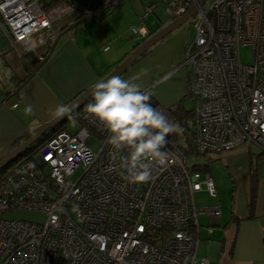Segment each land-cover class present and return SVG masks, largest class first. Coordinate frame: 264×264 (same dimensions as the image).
Instances as JSON below:
<instances>
[{
    "label": "built area",
    "instance_id": "2783aa9c",
    "mask_svg": "<svg viewBox=\"0 0 264 264\" xmlns=\"http://www.w3.org/2000/svg\"><path fill=\"white\" fill-rule=\"evenodd\" d=\"M94 3L0 0V56L22 57L41 48L40 63L57 40L58 23L113 12L123 0H104L98 8ZM193 5L195 38L181 64L190 68L193 128L185 127L184 118L180 122L187 146L202 161L190 164L170 134L167 166L153 164L154 179L148 183L127 182L120 160L128 150L113 160L106 142L110 134L85 108L76 132L53 134L4 175L0 264H211L198 257V216H209L212 227L221 210L196 205L195 193L205 190L216 198L217 190L211 176L194 167L208 164L210 154L241 148H255L264 157V0H212L206 9L197 0H174V9L165 13L171 22ZM130 33L142 42L153 35L144 23ZM243 47L252 49L251 63L242 62ZM151 104L178 123L169 109ZM6 105L0 100V108ZM17 107L16 101L9 106ZM91 135L101 142L98 151L86 144ZM16 213H38L45 220L6 218Z\"/></svg>",
    "mask_w": 264,
    "mask_h": 264
},
{
    "label": "crops",
    "instance_id": "0c3cea01",
    "mask_svg": "<svg viewBox=\"0 0 264 264\" xmlns=\"http://www.w3.org/2000/svg\"><path fill=\"white\" fill-rule=\"evenodd\" d=\"M126 9L117 13H126ZM111 14L112 12L100 10L90 18L76 20L70 17L58 23V30L67 26L68 30L58 35L38 70L34 69L38 66V57L44 54V49L39 48L22 57L13 53L0 56V72L9 71L6 93H11L16 78L29 77L17 91L10 95L5 93L6 99H0L7 103L0 108V161L22 144L26 135L57 116L58 106L65 108L75 97L94 86L95 82L108 76L133 51V48L129 51L130 44L127 41L119 44L121 35H114V30L110 29L111 18L108 16ZM169 22L168 19L165 24H161L157 31ZM183 29L179 28L171 33L165 41H161L138 60L148 64L132 66L128 70L129 74L124 76L127 71L121 77L128 79L138 75L140 79L137 83L141 84L142 89L150 91L158 85L166 72L170 74L179 69L188 44ZM125 32L127 33L126 30ZM125 32H122L123 36ZM110 39L116 47L112 53L110 48L104 51ZM142 68L149 69L147 75L141 73ZM178 81L183 82V87L185 85L189 94L190 76L179 77ZM180 95L181 91L177 93V98ZM15 101L18 102V107L10 109L9 106ZM151 101L167 106L169 110L176 106L175 101L166 100L157 94H152ZM28 105L32 106L31 113L26 110ZM221 160L232 183L230 205L224 210L220 208V218L212 227L209 225V216H198V257L208 259L211 264H264V157L255 148L249 147L213 156L210 161ZM251 191L255 196L252 214L248 208ZM197 206L218 205L211 202Z\"/></svg>",
    "mask_w": 264,
    "mask_h": 264
},
{
    "label": "clouds",
    "instance_id": "9594fccd",
    "mask_svg": "<svg viewBox=\"0 0 264 264\" xmlns=\"http://www.w3.org/2000/svg\"><path fill=\"white\" fill-rule=\"evenodd\" d=\"M147 75L149 69L142 68ZM138 75L124 79L113 75L94 83L92 102L86 111L104 125L110 134L107 144L112 146L113 160L119 152H128L120 160L122 175L130 183L143 184L154 179L153 164L167 166L170 153L165 151L172 133L182 134L184 129L168 119L151 104L152 93L142 89ZM27 112L33 111L27 106ZM64 113V106H58Z\"/></svg>",
    "mask_w": 264,
    "mask_h": 264
},
{
    "label": "rangeland",
    "instance_id": "374dc122",
    "mask_svg": "<svg viewBox=\"0 0 264 264\" xmlns=\"http://www.w3.org/2000/svg\"><path fill=\"white\" fill-rule=\"evenodd\" d=\"M103 2L104 0H95L94 7L95 8L99 7ZM123 2L124 3L122 7L120 5L119 8L115 9V11H113L112 14L108 16V18H111L109 27L111 30H114L115 32L114 35H116V33L117 35L119 34L121 35L118 41L119 44H122L123 42L126 41L127 43L130 44L129 51H131L136 44L142 42V40L140 41L138 39H135L131 35L130 33L131 28H139L141 26V23H144L145 27L148 30H151V32H155L157 31L158 27H160L161 24H165V22L168 21L169 19V16H167L165 13L166 9L168 7L174 9V0H123ZM148 2L150 4H148ZM211 2L212 0H205L203 2V8L206 9ZM153 3H157L156 6L154 7L153 13H150L148 16H145V12L148 10V6ZM123 8L125 9L127 8L126 13L119 15L117 12ZM180 28H184L183 29L184 35L188 43L187 44L188 47L194 41L195 28L192 25L191 20L186 25ZM125 30L127 31V33L125 32ZM122 32H125V36L122 35ZM130 36H132V38ZM106 46H108V49L109 48L111 49L110 51L111 53L116 48L115 44L112 42L111 39L110 41L107 42ZM240 56L243 63H251L253 61V53L250 47L241 48ZM182 59L184 60V56ZM146 64L148 63H140L138 61L133 66H143ZM129 72L130 71H128L124 76L128 75ZM8 73L9 71H7V73H4L3 71L0 72V99L5 98L4 97L6 93L5 91H8L6 90L8 83ZM167 73L168 72H166L164 76L159 80L158 85L151 88L150 92L152 94H157L160 97L162 96L166 100L175 101L174 104H176V106L170 109V111H172L175 117L177 118L178 120L177 124L183 127L180 121L183 119V116H185V118L183 119V124L185 125V127H188V129H192L193 128L192 112L194 107L193 99L188 95V90H186L185 85L183 87V82L178 81L179 77L189 78L190 68L180 65L179 69L171 71L170 74ZM179 91H181V95L177 98L176 95ZM183 98L184 100H182ZM151 103L153 102L151 101ZM158 105L162 106L161 104ZM162 107L166 109L168 108L167 106H162ZM78 126L79 123H78V118L76 116L70 119L67 125V130L70 132H76L78 130ZM180 140L182 144L184 145L187 144V141L185 139V132L180 134ZM86 144L93 151H98L101 142L95 135H91V137L87 140ZM187 155H188L189 163L192 165L201 162L203 159V158H196L195 156L189 153H187ZM213 156L216 155L210 154L207 156V159L212 160ZM222 163L223 160L208 162L207 173L211 176V178L214 181V185L217 190V197L214 199L210 198L205 190L195 193L194 201L196 205H206L208 203L213 202L217 204L222 210H224V208L230 205V200L232 196V185H231L232 183ZM80 172H81L80 169L77 170L76 173L71 177V180L72 181L75 180V178L80 174ZM6 218L16 219V220L23 219L25 221H30L33 223H42L45 220V216L38 213H16ZM202 238H203V234H202ZM199 254L201 255V247L199 250Z\"/></svg>",
    "mask_w": 264,
    "mask_h": 264
},
{
    "label": "water",
    "instance_id": "95a60500",
    "mask_svg": "<svg viewBox=\"0 0 264 264\" xmlns=\"http://www.w3.org/2000/svg\"><path fill=\"white\" fill-rule=\"evenodd\" d=\"M205 0H197V5L201 6ZM196 6L193 5L189 10L181 17L174 21L169 22L166 26L161 28L159 31L154 33L147 40L137 46L131 53H129L122 62L104 79H107L113 75L122 76L124 75L139 59H141L146 53L150 52L157 44L163 41L171 33L186 25L195 15ZM92 88L82 92L75 97L66 107L64 113H59L49 122L42 124L36 128L33 135L15 149L11 150L1 161H0V172L14 159L19 157L21 154L26 152L36 141H38L48 130L57 126L62 120L69 116L73 111L83 102L92 98Z\"/></svg>",
    "mask_w": 264,
    "mask_h": 264
},
{
    "label": "trees",
    "instance_id": "16d2710c",
    "mask_svg": "<svg viewBox=\"0 0 264 264\" xmlns=\"http://www.w3.org/2000/svg\"><path fill=\"white\" fill-rule=\"evenodd\" d=\"M68 30V26L67 27H64L60 32H59V35L60 34H63L65 31ZM154 34V33H152ZM144 42V41H143ZM142 43V42H141ZM141 43H138L136 44V46L133 47V50L139 46ZM51 49L47 52V54H45L44 56V60L47 58V56L49 55ZM149 53V52H148ZM147 54V53H146ZM145 54V55H146ZM144 55V56H145ZM143 56V57H144ZM126 57V56H125ZM124 57V58H125ZM140 60V59H139ZM43 62V61H42ZM42 62H40L38 64V66L34 69V70H38L41 65H42ZM29 77H26L24 79H19V78H16L15 82H14V85H13V90L11 91V93L13 91H17L18 88L23 85L26 80L28 79ZM14 81V78L12 79ZM11 93H6L7 95H10ZM189 95V94H188ZM185 98V96H184ZM184 98L182 100H184ZM92 102V98L86 100L85 102H83L82 104H80L74 111L73 113H71L69 116H67L64 120H62L57 126H55L54 128L48 130L38 141H36L26 152H24L23 154H21L19 157H17L16 159H14L11 163H9L1 172H0V188H1V184H2V181H3V178H4V175L11 169L13 168L17 163H19L21 160H24V159H28L29 157L32 156V154H34L53 134L59 132V131H63V130H67V125L70 121L71 118L73 117H76L78 118V115L86 108L87 104ZM176 110V109H175ZM172 112V111H171ZM173 113V112H172ZM183 118H185V116H183ZM185 132V131H183ZM33 135V132H31L30 134H28V136L26 135L25 137V140H28L31 136ZM173 135V139L175 142H177L181 147L182 149L187 153L191 154V155H194L193 151L191 150L190 146L187 144H182L181 143V140H180V134H176V133H172ZM18 144V143H17ZM18 147V146H17ZM194 170H197L199 172H207L208 170V164H203L201 166H196L194 167ZM254 200H255V196H254V192L251 191V194H250V198H249V202H248V208H249V213L252 214L253 212V208H254ZM250 219V218H248ZM234 220L235 221H238L236 217H234Z\"/></svg>",
    "mask_w": 264,
    "mask_h": 264
}]
</instances>
